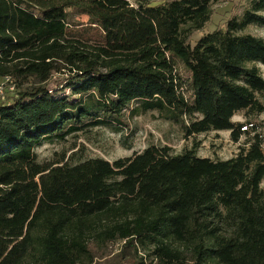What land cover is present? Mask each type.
<instances>
[{
	"label": "trees",
	"instance_id": "1",
	"mask_svg": "<svg viewBox=\"0 0 264 264\" xmlns=\"http://www.w3.org/2000/svg\"><path fill=\"white\" fill-rule=\"evenodd\" d=\"M218 1L0 0V264H264V138L247 118L264 113V38L242 32L264 26V0L191 45ZM150 111L185 136H248L227 159L151 144L37 160Z\"/></svg>",
	"mask_w": 264,
	"mask_h": 264
},
{
	"label": "rangeland",
	"instance_id": "2",
	"mask_svg": "<svg viewBox=\"0 0 264 264\" xmlns=\"http://www.w3.org/2000/svg\"><path fill=\"white\" fill-rule=\"evenodd\" d=\"M134 3L135 0H129ZM170 0H150L152 5ZM249 0H220L213 7V13L205 26L192 32L188 42L194 45L197 40L207 32L223 28L225 21L233 14H240L247 6ZM85 19V18H82ZM243 33H250L264 38V26L249 25ZM262 76L264 77V65L258 64ZM183 70V69H182ZM59 76L56 75L50 86L56 89ZM3 80H0L2 82ZM7 89V88H6ZM60 95L71 96L70 89L60 88ZM59 91V90H58ZM9 90L3 93L4 97L10 96ZM156 111H150L146 114L134 117L130 121L129 128L116 131L107 127H94L85 132H78L70 135L65 141L43 143L35 148L37 160L40 162L50 161L65 154L71 163L79 160L100 157L109 161L121 157H127L134 152H139L148 145L158 146L167 145L171 148V153L177 154L184 149L196 147V154L200 157H209L212 159H227L234 156L243 142L246 140V134L240 137L239 142L230 139L229 131H209L192 136H185L179 125L161 119ZM254 123L257 132H260L264 138V113L251 115L247 117ZM244 111L237 112L232 121L246 122ZM244 127H241L243 129ZM249 130V127L247 128ZM246 130V131H247ZM264 185V180L262 181ZM118 249V243L110 252V256ZM102 262L103 259H100ZM104 262V261H103Z\"/></svg>",
	"mask_w": 264,
	"mask_h": 264
},
{
	"label": "built area",
	"instance_id": "3",
	"mask_svg": "<svg viewBox=\"0 0 264 264\" xmlns=\"http://www.w3.org/2000/svg\"><path fill=\"white\" fill-rule=\"evenodd\" d=\"M10 81H11V80H10V77L6 76V77L3 79V81L0 82V102H1V100H2V98H3V93H4V91H5L3 85H4V83L10 82ZM11 88H12V86L9 87V89H11Z\"/></svg>",
	"mask_w": 264,
	"mask_h": 264
}]
</instances>
